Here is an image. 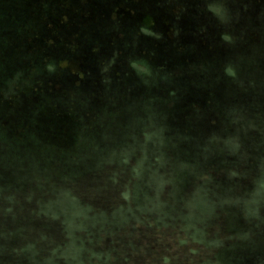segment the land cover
Returning a JSON list of instances; mask_svg holds the SVG:
<instances>
[{
    "label": "rangeland",
    "instance_id": "rangeland-1",
    "mask_svg": "<svg viewBox=\"0 0 264 264\" xmlns=\"http://www.w3.org/2000/svg\"><path fill=\"white\" fill-rule=\"evenodd\" d=\"M38 19L22 55L28 70L11 78L0 115L32 112L34 103L46 97L50 112L74 111L93 132L79 140L77 154L61 158L50 153V160L42 161L11 145L0 154L1 239L12 226L8 221L13 213L5 212L4 202L12 194L16 210L24 215L52 216L63 226L80 223L76 205L51 186L56 179L79 182L90 177L87 172L135 164L142 173L134 198L154 196L148 193L154 185L146 155L150 148L171 175L183 167L192 174V156L214 159L215 153L227 150L243 159L252 157L257 138L252 140L246 130L254 123V107L264 109L259 101L264 98V0H50L49 10ZM164 123L171 131L190 132L181 141L193 153L189 147L178 155L182 160L166 159L165 150L177 151L171 146L179 141L166 133ZM142 143L144 148L138 146ZM258 157L249 169L255 199L241 197L244 207L264 204L263 149ZM39 183L46 193L32 194L36 197L30 203L27 193L35 192ZM197 198L189 195L187 205L192 207ZM73 215L75 221L69 219ZM27 219L24 236L36 251L22 248L27 256L21 254L20 260L50 264V257L61 254L52 246L57 238L49 230L47 240L38 241L41 224ZM17 244L12 239L7 246ZM15 254L0 251V264L17 262Z\"/></svg>",
    "mask_w": 264,
    "mask_h": 264
},
{
    "label": "trees",
    "instance_id": "trees-1",
    "mask_svg": "<svg viewBox=\"0 0 264 264\" xmlns=\"http://www.w3.org/2000/svg\"><path fill=\"white\" fill-rule=\"evenodd\" d=\"M30 3L29 0H0V101L11 78H20L28 70L26 57L22 56L28 50L25 45H29L39 27L41 11L47 12L50 8V0H43L39 5ZM21 36L28 39L23 40ZM45 69L53 68L48 64ZM259 101L264 106V98ZM48 102V98L41 97L34 103L32 112L0 115V154L9 145L12 150L30 151L42 161L50 160V153L57 155L56 158L78 153L79 140L93 130L74 111L50 112ZM258 106L253 109L254 123L246 130L252 140L257 138L250 159L227 150L215 153L214 159L195 160L192 156L194 160L189 161L195 168L192 174L186 173L183 167L171 175L170 169L161 166L159 153L148 149L147 159L154 172L151 174L154 185L148 193L154 196L134 198L138 174L142 173L135 164L87 172L86 176L90 177L79 182L52 181L51 186L63 190L76 205L80 223L74 222V215L69 218L74 223L70 221L66 226L57 224L52 216L24 215L16 210V195L12 194L14 198L4 201L5 212L13 213L12 221H8L12 226L6 229L5 238H0V251L8 254L13 251L20 257L19 262L8 261L9 264H24L25 260H20L27 256L23 249L28 246L30 252L35 250L24 236L30 217L41 224L38 241L47 240L49 230L58 240L52 246L60 249L61 254L50 257V264H264V204L244 207L241 200L243 196L250 202L255 199L249 169L264 150L261 143L264 142V130H261L264 109ZM165 129L171 138L179 141L171 146L177 151L165 150L166 159L173 161L177 156L178 161L182 160L178 155L185 154L189 147L193 153L194 149L181 141V135L189 131H171L167 123ZM143 144L137 145L144 148ZM0 181H3L1 175ZM42 187L43 183H39L35 192L27 193L30 195L27 201L36 197H31L34 193L45 194ZM177 187L180 190L174 195L172 189ZM192 194L198 198L191 207L186 198ZM24 200L21 199L23 203ZM137 201L140 203L136 204ZM23 205L22 208L26 207ZM12 239L18 240L14 248L7 246ZM180 252L183 257L174 256Z\"/></svg>",
    "mask_w": 264,
    "mask_h": 264
},
{
    "label": "clouds",
    "instance_id": "clouds-1",
    "mask_svg": "<svg viewBox=\"0 0 264 264\" xmlns=\"http://www.w3.org/2000/svg\"><path fill=\"white\" fill-rule=\"evenodd\" d=\"M226 39H227V37H226Z\"/></svg>",
    "mask_w": 264,
    "mask_h": 264
}]
</instances>
